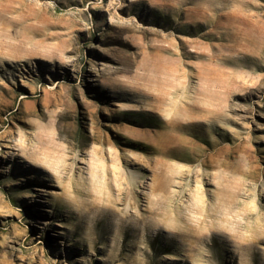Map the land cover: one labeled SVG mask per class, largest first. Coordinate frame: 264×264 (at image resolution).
Segmentation results:
<instances>
[{"label":"rangeland","instance_id":"obj_1","mask_svg":"<svg viewBox=\"0 0 264 264\" xmlns=\"http://www.w3.org/2000/svg\"><path fill=\"white\" fill-rule=\"evenodd\" d=\"M0 264H264V0H0Z\"/></svg>","mask_w":264,"mask_h":264}]
</instances>
